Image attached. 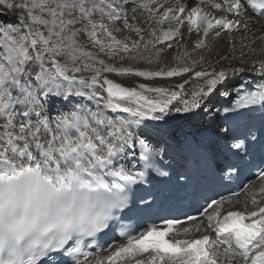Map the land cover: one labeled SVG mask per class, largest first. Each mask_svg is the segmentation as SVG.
I'll use <instances>...</instances> for the list:
<instances>
[{"label":"snow or ice","instance_id":"1","mask_svg":"<svg viewBox=\"0 0 264 264\" xmlns=\"http://www.w3.org/2000/svg\"><path fill=\"white\" fill-rule=\"evenodd\" d=\"M262 20L264 0H0V264H68L66 257L71 264H264V168L241 189L255 211L247 210L246 195L245 211L225 214V204L238 203L241 194L232 192L207 198L183 220L161 217L109 237L110 222L128 207L130 186L143 183L158 163L146 121H162L173 108L211 113L218 97L228 98L226 113L264 105ZM185 25L200 34L197 49L213 34H239V49L233 39L231 55L220 57L229 66L194 70L204 56L167 70L124 66L120 54L137 51L146 34L155 48ZM124 33L139 39L117 38ZM117 55L120 66L108 62ZM84 71L90 75H76ZM246 71L257 74L255 90L240 78ZM109 73L189 79L174 87H129ZM82 101L102 110L89 111ZM57 103L64 110L54 114ZM136 145L132 156L143 170L121 162ZM227 168L238 174L235 165ZM139 202L151 207L143 197ZM85 237L108 239L84 251Z\"/></svg>","mask_w":264,"mask_h":264},{"label":"bare ground","instance_id":"2","mask_svg":"<svg viewBox=\"0 0 264 264\" xmlns=\"http://www.w3.org/2000/svg\"><path fill=\"white\" fill-rule=\"evenodd\" d=\"M163 2L167 4H172L175 2V0H163ZM260 23L264 24V20H262ZM117 38L121 41L127 40L129 43L139 39V37H137L135 33L131 34V36H129L128 33H124L123 35L117 34ZM199 38L200 34H198L195 30L189 32L187 25H185L181 28V34L177 36L173 41H170L172 47L169 49V52L165 53L161 51V48L157 45L155 46V48H153L152 44L149 43V41L153 40L154 38L146 34L144 36L143 42L141 43L137 51H133L131 53H121L120 55H123L125 57V61H130V57L132 56L139 57L142 54L145 55L146 58L144 60H137L138 62L133 63L137 67L140 65H144V67L148 68L149 71H158L160 69L167 70L172 67L182 66L185 62L191 64L192 61H199L200 57L204 56L206 58L205 61L200 64H197L194 70H211L209 65H212L216 68H219L221 66H229L231 61L221 60L220 57L231 55L230 46L233 39L235 40L237 49H239L240 46L239 34H236L233 37L231 33L224 34L222 32L221 37L219 38H215L213 34V36L209 38L207 47L197 49L195 47V44ZM145 43L148 44L147 52L144 51L143 47V44ZM87 47L89 49L91 48L90 45ZM165 48H169L168 44H165ZM192 49L193 52L190 55V58H182L181 60L177 59L178 56L181 57L184 55L185 52H189ZM238 54L239 53L237 51V55ZM120 55L115 56V59H119ZM149 58L151 62H149ZM248 67H251V65H248ZM239 75L241 77L256 76L257 74L246 71L245 73ZM108 77L129 87L136 86L139 83H147L151 87H174L175 85L181 83L183 80L189 79L188 74L172 78L154 77L149 78L147 80H142L141 78L136 77L135 75L121 77L115 74H109ZM192 79L194 80V77ZM193 86V83L190 81V83L186 85L185 91L187 92ZM224 102L228 103L227 97H218L215 107L212 108L211 113H208L207 108L203 110H195V112L198 114L176 113L173 108L169 111L165 119L162 121H146L145 123L148 126L143 130L145 131L146 136L150 140L149 146L159 152V157H161L164 162L170 164L173 167H175L176 165H180V162L185 159L186 155L194 152L197 146L199 147L200 144H207L211 146L212 144H215L217 142L218 138L221 139L224 137L222 133L227 132V129L224 123V118H222L220 115L221 105ZM94 105L96 110H102V106L97 105L95 102ZM176 106L180 105L176 104ZM216 109L218 110L217 112ZM104 111L107 112V110ZM17 119H19V117H17ZM180 125L183 127H187V129L183 130ZM150 128L158 133H153L155 137H152V135L149 133ZM226 139L227 138H225V140ZM139 150L140 145H136L135 149H132V151H130L129 154L121 162L125 164L131 163L135 165V170H139L138 162L133 159L132 156V152H136L138 155ZM215 156L217 157L219 155L216 153ZM256 182L257 179L252 181L251 183ZM249 184L250 183H248L247 185ZM255 194L257 196V199L260 200L261 194L258 191ZM246 195L248 196L247 210H257V206L252 205L251 203V194H245L241 192L240 196L238 197V203L234 202L230 206L225 204L223 208L224 213L226 214V212L229 210L245 211ZM189 235L198 238V234L190 233ZM180 238L185 237L181 235ZM132 264H134V261L132 262Z\"/></svg>","mask_w":264,"mask_h":264},{"label":"rangeland","instance_id":"3","mask_svg":"<svg viewBox=\"0 0 264 264\" xmlns=\"http://www.w3.org/2000/svg\"><path fill=\"white\" fill-rule=\"evenodd\" d=\"M168 43H170V41L169 42H164V43H162V44H157V46L158 47H160L161 48V51H163V52H169V49L170 48H165V44H168ZM91 49V48H90ZM93 51H95V50H93ZM192 52H193V49L192 50H190L189 52H187L188 54H189V56H181L183 59H188V58H190V55L192 54ZM133 57H135L136 59H133ZM137 60H140L139 59V57H137V56H132V57H130V61H125L124 62V66H128V64H134L133 62H138ZM108 62H110V63H113V64H115L116 66H120L121 65V59L119 58V59H115V57H111L110 59H109V61ZM138 67H140L141 69H144V70H148V68H146V67H144V65H140V66H138ZM149 71V70H148ZM109 74H111V73H109ZM109 74H107V75H109ZM77 76H79V75H83V76H85V77H88L89 75H90V73H88L87 71H84V72H82V73H79V74H76ZM116 75V74H115ZM126 76H128V75H126ZM126 76H124V77H126ZM122 77V76H121ZM139 78H141L142 80H147V79H149V78H144V77H139ZM31 79V78H30ZM81 98H74V100H73V103H75L76 102V100H80ZM94 102L95 101H92V102H88V101H82V103H83V105L84 106H87V108L89 109V111H97L96 109H95V105H94ZM96 103V102H95ZM93 104V105H92ZM16 107H19V106H16ZM218 108V107H217ZM60 110H64V107H63V104H61V103H57L55 106H54V114H55V111H60ZM218 110L216 109V112H217ZM218 115V114H217ZM194 118V117H193ZM219 121H220V119H219ZM182 125V124H181ZM180 125V126H181ZM197 127V126H196ZM181 128L183 129V130H185V129H187V127H183V126H181ZM152 132H151V131ZM150 130H149V133L152 135V137H155V135L153 134V133H157L155 130H152L151 128H150ZM158 134V133H157ZM177 134H180V133H177ZM173 142V141H172Z\"/></svg>","mask_w":264,"mask_h":264}]
</instances>
